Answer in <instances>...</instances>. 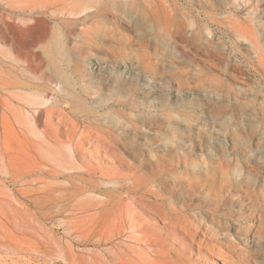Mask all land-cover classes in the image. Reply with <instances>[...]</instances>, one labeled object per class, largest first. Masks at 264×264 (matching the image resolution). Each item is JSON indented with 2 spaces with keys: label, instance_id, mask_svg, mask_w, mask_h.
Instances as JSON below:
<instances>
[{
  "label": "rangeland",
  "instance_id": "1",
  "mask_svg": "<svg viewBox=\"0 0 264 264\" xmlns=\"http://www.w3.org/2000/svg\"><path fill=\"white\" fill-rule=\"evenodd\" d=\"M0 102V264H264V0H0Z\"/></svg>",
  "mask_w": 264,
  "mask_h": 264
},
{
  "label": "bare ground",
  "instance_id": "2",
  "mask_svg": "<svg viewBox=\"0 0 264 264\" xmlns=\"http://www.w3.org/2000/svg\"><path fill=\"white\" fill-rule=\"evenodd\" d=\"M1 103V102H0ZM1 105V104H0ZM8 107V106H7ZM41 112V111H40ZM37 113V112H36ZM39 113V111H38ZM199 170V169H198ZM206 176V175H205ZM86 183V182H85ZM147 183V182H146ZM151 183V182H149ZM87 184V183H86ZM148 184V183H147ZM149 184H143L141 189H142V196H139L138 198V204L139 205H147L148 200L146 199V194H148L149 197H156L158 198L157 194L150 189ZM187 187V186H186ZM93 189V187H91ZM227 188V187H226ZM214 192V191H213ZM159 199V198H158ZM204 201V200H203ZM151 204V203H150ZM152 205V204H151ZM171 205V204H170ZM181 205V204H180ZM150 206V205H149ZM99 207V206H98ZM141 207V206H140ZM151 207V206H150ZM190 207V206H189ZM194 207V206H193ZM197 207V206H196ZM170 208V207H169ZM188 205L186 203H183L181 206H176V207H172L170 208L172 211L175 212V214L177 215H181L183 220H175L172 222H169V224L166 225V228H168L170 231H172L174 233V235L177 234V232H180L182 234V238L181 240H183L182 244L184 245H188L189 241H191L192 243H196L200 249H205L208 248L209 251L216 253L215 252V247L213 245L210 244V246H206L208 245V243H206L204 240L205 238H208L209 236L207 234H204L201 232V229L203 230H214V232L218 231V233L224 234L223 230L225 229V227L227 226L226 223H222L221 221H218L216 216L212 213L210 218H211V222L214 226H208V224H204V222H201V213L196 212V215H192L189 214L187 212ZM210 210H214L211 209V206H209ZM221 211V210H220ZM163 215V213H162ZM231 217H229V214L226 213V220L229 221ZM226 224V225H225ZM199 225L202 226L200 227L199 230ZM210 228V229H208ZM233 229V228H232ZM226 233V232H225ZM201 235H204L202 238ZM197 236H199L200 238H198ZM213 237V236H211ZM114 238V237H113ZM180 239V238H179ZM214 239H216V237H214ZM220 239L223 240V238H217V241H220ZM225 239V238H224ZM156 243V242H155ZM191 243V244H192ZM225 243V242H224ZM152 244V243H150ZM190 245V244H189ZM97 246V245H96ZM191 246V245H190ZM218 253V252H217ZM221 255V254H220ZM225 257V256H222ZM227 260H229L227 257H225ZM230 261V260H229ZM232 263V262H230Z\"/></svg>",
  "mask_w": 264,
  "mask_h": 264
}]
</instances>
